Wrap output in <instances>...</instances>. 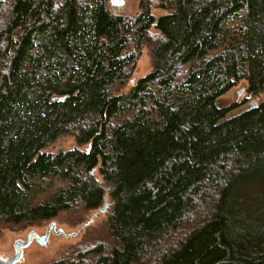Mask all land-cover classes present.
Returning <instances> with one entry per match:
<instances>
[{
	"label": "trees",
	"instance_id": "obj_1",
	"mask_svg": "<svg viewBox=\"0 0 264 264\" xmlns=\"http://www.w3.org/2000/svg\"><path fill=\"white\" fill-rule=\"evenodd\" d=\"M112 5L0 0V225L107 203L50 264H264V0Z\"/></svg>",
	"mask_w": 264,
	"mask_h": 264
},
{
	"label": "rangeland",
	"instance_id": "obj_2",
	"mask_svg": "<svg viewBox=\"0 0 264 264\" xmlns=\"http://www.w3.org/2000/svg\"><path fill=\"white\" fill-rule=\"evenodd\" d=\"M140 0H123V5L117 6L112 5L114 10L122 15L133 16L139 10ZM166 14L165 11L156 9L153 11V15L156 17L162 16ZM150 60L147 56V52L144 53L143 58L139 63V71L136 75L137 78H140L146 75L150 70ZM243 87L240 85L232 92L222 97L219 100L220 106H228L236 102H242L245 99H248L244 91L242 92ZM264 98V94L256 99H248V103L244 105V107L249 106L250 104H257L261 99ZM243 107V108H244ZM74 144V139L70 137H63L59 139L56 143L50 145L46 151L48 152H59L63 150H67L71 148ZM86 149V148H84ZM105 188L110 191L111 186L105 185ZM90 216V215H89ZM91 217V216H90ZM90 217L80 225L72 226L69 223V216H65L55 221L48 222L40 227H29L26 229H15L13 227L1 226L0 225V258L8 259L12 257L15 253L14 243L17 240H26L29 232L34 230L36 233L40 235H44L47 228L52 224L56 223L58 228H62L66 233H76L79 231L86 223L90 220ZM105 220L104 215H100L93 226L96 230H87V227H84L81 232L71 238H65L63 236H56L51 234L49 242L47 246H40L37 243L32 244L27 250L23 253V262L19 264H50L53 261L59 259L64 256V254L73 246L85 240L86 237L88 240H95L99 234L103 232V221ZM93 223V222H92ZM94 235V236H93Z\"/></svg>",
	"mask_w": 264,
	"mask_h": 264
},
{
	"label": "water",
	"instance_id": "obj_3",
	"mask_svg": "<svg viewBox=\"0 0 264 264\" xmlns=\"http://www.w3.org/2000/svg\"><path fill=\"white\" fill-rule=\"evenodd\" d=\"M111 2L117 6H121L123 5V0H111ZM107 203L105 204V206L103 208H101L92 218L91 220L85 225H89L92 222H94L95 217L99 214L105 213L106 209H107ZM83 226L79 231H77L76 233H66L62 228H58L56 226V223H52L46 230L44 235H40L38 233H36L34 230H32L31 232L28 233L26 240H17L14 245L17 246H23L24 248L30 246L32 244V242L34 240H36V242L41 245V246H47L48 242H49V236H50V232L52 231L54 235L56 236H63L65 238H71V237H75L77 236L81 230L85 227ZM1 262V261H0ZM7 264H14V262H10Z\"/></svg>",
	"mask_w": 264,
	"mask_h": 264
},
{
	"label": "flooded vegetation",
	"instance_id": "obj_4",
	"mask_svg": "<svg viewBox=\"0 0 264 264\" xmlns=\"http://www.w3.org/2000/svg\"><path fill=\"white\" fill-rule=\"evenodd\" d=\"M51 234H53V232L51 231L50 232V235ZM54 235V234H53ZM49 239H50V236H49ZM34 243H37L36 242V240H34L33 242H32V244H34ZM31 244V245H32ZM38 244V243H37ZM30 245V246H31ZM39 245V244H38ZM30 246H28V247H26V248H24L23 246H15L14 245V250H15V253H14V255L12 256V257H10V258H8V259H1L0 258V264H7V263H10V262H14V264H19L20 262H23V253H24V251L25 250H27ZM41 246V245H40Z\"/></svg>",
	"mask_w": 264,
	"mask_h": 264
}]
</instances>
